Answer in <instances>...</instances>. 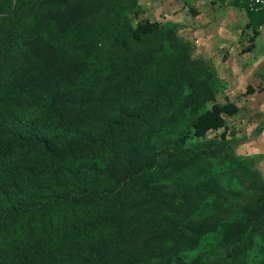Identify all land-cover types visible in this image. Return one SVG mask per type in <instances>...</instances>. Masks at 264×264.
I'll use <instances>...</instances> for the list:
<instances>
[{
  "label": "rangeland",
  "instance_id": "374dc122",
  "mask_svg": "<svg viewBox=\"0 0 264 264\" xmlns=\"http://www.w3.org/2000/svg\"><path fill=\"white\" fill-rule=\"evenodd\" d=\"M36 1L42 4L23 15L16 42L34 39L28 35L34 24L47 12L60 11L56 21L63 36L49 43L82 62L87 78L96 76V93L127 76L128 92L138 94L135 105L157 96L176 71L181 76L169 107L156 105L153 110V129L123 127L114 139L127 145L131 138L146 137L149 144H158L163 161L170 155L173 164L182 162L187 168L165 179L157 172L150 183L151 202L126 198L119 218L131 229V239L101 264H174L175 257H182L184 264H264V227L253 228L260 213L259 207H251L254 182H264V27L251 28L247 18L240 17L242 10L229 17L235 22L225 14V27L219 31L220 22L216 27L217 36L224 40L216 38L206 47L186 39L180 24L165 19L173 17L170 9H175L169 0H118L109 13L101 6L104 0ZM185 2L193 16V0ZM80 28L86 32L74 45L72 37ZM52 30L56 29L50 27L40 35L42 43L48 42ZM204 47L215 49L208 55ZM214 108H225L217 114L219 125L193 136L194 120ZM187 151L191 160L184 157ZM105 159L102 156L94 166L100 168ZM66 179V172L58 175V180ZM260 202L264 200L257 205ZM190 203H196L200 212L176 223L181 218L178 213L188 212ZM201 220L210 230L202 239H177L187 234L188 225ZM170 224L178 228L171 236L167 234ZM242 226L245 250L228 257L229 247L220 239Z\"/></svg>",
  "mask_w": 264,
  "mask_h": 264
},
{
  "label": "trees",
  "instance_id": "16d2710c",
  "mask_svg": "<svg viewBox=\"0 0 264 264\" xmlns=\"http://www.w3.org/2000/svg\"><path fill=\"white\" fill-rule=\"evenodd\" d=\"M117 1L104 0V12ZM41 4L0 0V264H101L131 239V229L119 218L126 198L151 202L150 183L157 172L165 179L187 168L182 162L173 164L170 155L163 161L158 144H149L146 137L131 138L127 145L114 139L123 127L153 129V110L156 105L169 107L181 76L176 71L157 96L135 105L138 94L128 92L127 76L126 84L123 79L96 93V76L87 78L82 62L49 43L63 36L56 21L60 11L47 12L34 24L28 34L34 39L16 42L23 15ZM247 14L252 27L264 23V11ZM50 27L56 30L42 43L40 35ZM85 32L77 30L74 45ZM220 111L225 108L196 118L192 135L200 137L217 127ZM104 155L96 168L94 163ZM184 157L191 160L189 151ZM61 172L68 179L58 180ZM253 185L251 207H259L260 213L253 228H263L264 202L257 201L264 200V182ZM189 205L188 212L178 213L176 223L200 212L196 203ZM205 225L204 220L190 224L187 234L177 239H202L210 231ZM239 230L220 239L229 247L228 257L245 250L244 226ZM177 231V224L167 228L170 236ZM173 259L184 264L182 257Z\"/></svg>",
  "mask_w": 264,
  "mask_h": 264
},
{
  "label": "crops",
  "instance_id": "0c3cea01",
  "mask_svg": "<svg viewBox=\"0 0 264 264\" xmlns=\"http://www.w3.org/2000/svg\"><path fill=\"white\" fill-rule=\"evenodd\" d=\"M186 0H173L168 1L169 4L175 3V9H170L173 17H168L165 19H169L174 21L182 26V31L185 34V38L188 40H194V43H200L201 45H205L206 47L210 45L209 43H214L215 39L218 38L220 41H223V36L218 37V32L216 27L218 26V22H220V30L224 28L226 16H228V21H234L233 18H229L235 13L237 10H242L240 17H246L248 23L251 28L257 29L264 27V23L259 27H252L251 22L249 21L248 14L244 8L241 0H193L190 8L194 10L193 16L188 14V9H185ZM221 10H224L221 12ZM234 11V12H233ZM264 11V9L262 10ZM217 13L221 14L220 17L217 18ZM239 17V18H240ZM181 22L183 24H181ZM235 22V21H234ZM233 23V22H232ZM211 27L207 30L206 28ZM187 35V36H186ZM204 47L202 51L209 52L214 50Z\"/></svg>",
  "mask_w": 264,
  "mask_h": 264
},
{
  "label": "built area",
  "instance_id": "2783aa9c",
  "mask_svg": "<svg viewBox=\"0 0 264 264\" xmlns=\"http://www.w3.org/2000/svg\"><path fill=\"white\" fill-rule=\"evenodd\" d=\"M246 12L258 13L264 9V0H241Z\"/></svg>",
  "mask_w": 264,
  "mask_h": 264
}]
</instances>
